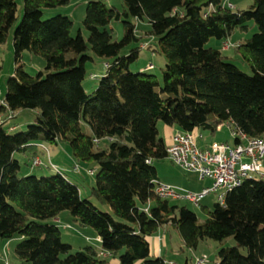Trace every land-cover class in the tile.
I'll list each match as a JSON object with an SVG mask.
<instances>
[{
    "label": "trees",
    "instance_id": "16d2710c",
    "mask_svg": "<svg viewBox=\"0 0 264 264\" xmlns=\"http://www.w3.org/2000/svg\"><path fill=\"white\" fill-rule=\"evenodd\" d=\"M69 1L22 0L15 25L17 0H0V46L15 25V68L0 99V240L23 238L14 253L24 264H108V257H117L118 264H168L164 256L151 255L149 243L159 228H168L189 249L203 239L219 242L217 264H264L262 176L244 178L202 223L186 205L155 191V162L167 157L159 122L211 135L231 122L250 137L264 134V0L236 10L227 0H121L120 8L88 0L82 20L87 40L81 30L71 35L68 15L43 18L46 9ZM144 19L149 29L137 34L132 20ZM251 20L257 31L233 46L248 63V74L206 44L247 30ZM112 21L123 24L118 40L108 30ZM141 48L165 57L161 82L147 65L133 68ZM24 51L43 58L44 69L28 73ZM89 51L106 61L91 93L83 86ZM27 109L36 113L25 130L7 124L10 112ZM60 141L70 148L74 170L79 164L89 166L88 174L92 170L87 196L66 171L36 175L24 168L37 166L36 146ZM27 153L32 162L21 163L17 155ZM63 210L95 231L99 249L73 251L62 241L58 226L46 220ZM184 264L192 263L186 257Z\"/></svg>",
    "mask_w": 264,
    "mask_h": 264
},
{
    "label": "rangeland",
    "instance_id": "374dc122",
    "mask_svg": "<svg viewBox=\"0 0 264 264\" xmlns=\"http://www.w3.org/2000/svg\"><path fill=\"white\" fill-rule=\"evenodd\" d=\"M104 2L109 6L113 5L119 8L122 4L121 0H104ZM228 2L232 3L234 8L247 9L252 4L253 0H228L226 1L227 5ZM85 6L86 3L84 0H70L65 6L46 9L43 18H47L58 13L66 14L72 20L71 35L74 36L78 30H81L84 39L87 40L88 32L82 24V20L85 15ZM21 17L22 0H17V21L15 25L20 22ZM132 21L136 24L137 34L143 35L149 29V24L145 19ZM15 25L9 30L7 41L0 46V99H3L6 93V80L10 75H12L15 68L14 48L12 44ZM108 30L110 31L112 38L118 40L123 35V24L120 21H112L108 26ZM256 31L257 24L251 20L248 22L247 30L239 28L235 29L234 33L228 38V42L235 44V42L239 40V37L246 39ZM220 45V40L214 38L210 39L206 44L207 47H220ZM233 46H231L229 50L227 49L228 51L223 52V54L227 56L229 54V60L244 72L249 74L251 70L248 63L244 62L240 54L235 52ZM89 54L91 55L92 60L85 63V78L83 80V86L87 93H91L96 88L99 78L106 72L105 59L93 54L90 51ZM22 61L24 69L30 74H34L38 70H43L45 66L43 58L36 56L29 51L23 52ZM165 62V57L163 55L151 53L148 48H141L139 58L133 68L144 70L146 65L152 64V69L148 71L154 74L161 82ZM35 113V110H20L18 113H14L13 116L7 120V124H15L17 125V130H25L28 124L34 122ZM15 115L17 116L14 117ZM158 124L160 127L162 123L159 122ZM222 133L225 134L219 135L217 132L216 135L213 134L215 136H210L211 134L207 131L202 132L203 138L198 140V145L202 147V140L207 141L213 137L217 140H221L226 137L228 143H233V138L229 129L224 128ZM44 147L45 149L41 146H36L35 149L41 163L37 166L31 165L32 167L25 166L24 168L27 169L26 171L32 172L36 175H49L54 173L56 170L66 171L68 172L69 177L77 183L82 196H87L90 187L94 184V175L87 173L89 166L79 164L78 169L74 170L75 161L71 156L68 144L65 142L60 141L57 144H45ZM17 157L21 163L24 161H27L28 163L32 162L30 153L25 155L19 154ZM155 166L157 176L160 178V182L162 183L191 191H196L202 187L210 185V182L208 181L199 180L196 174L183 170L179 165L173 163L168 157L156 161ZM217 196L218 192H211L202 199L200 206H194L190 203L181 201H171V203L186 205L196 214L198 221L202 223L207 217V211L212 210L214 203L217 202ZM92 202L95 203L101 210L111 212L109 206L100 205L94 200H92ZM46 222H50L58 226L62 241L69 243L72 246L73 251L80 250L86 245H91L97 249L100 248V243L97 240L95 231L90 227L80 226L67 210L61 211L55 218L47 219ZM22 239L23 238H12L9 240H0V264H4V262H8L10 264H24L14 253L15 245ZM226 241L228 245L233 244V239L231 237ZM149 243L151 255H162L167 262H171L172 264H184L186 257L193 264V260L203 254L208 256V260L212 263L216 260V252L219 246V242L215 240L203 239L199 241L196 249L186 248L176 232L168 228H159L157 232L149 237ZM165 243L167 245H165ZM180 248L183 249L180 250ZM113 259H117V257H108L109 262Z\"/></svg>",
    "mask_w": 264,
    "mask_h": 264
},
{
    "label": "built area",
    "instance_id": "2783aa9c",
    "mask_svg": "<svg viewBox=\"0 0 264 264\" xmlns=\"http://www.w3.org/2000/svg\"><path fill=\"white\" fill-rule=\"evenodd\" d=\"M87 1L84 0V2ZM228 6L232 8L230 2H228ZM231 46H233L232 43L224 41L221 49L227 50ZM146 67L152 68V64H148ZM10 114L14 113L10 112ZM0 122H2L1 114ZM226 124L236 143L212 141L210 144L200 147L198 140L203 138L201 132L198 130H175L171 136V142L166 145L167 157L186 172L196 174L199 180H209L210 185L202 187L200 190L191 191L156 182L155 191L159 197L199 206L202 199L208 194L218 192L217 202L223 205L226 193L238 186L244 178L251 175L263 176L264 138L261 136L250 137L244 132L234 129L231 122H226ZM34 163L38 165L40 160L35 159ZM89 173L91 174L92 170H89ZM101 255L106 256L104 253ZM4 264L10 263L5 262ZM193 264H217V262L215 260L211 263L208 256L203 254L196 257Z\"/></svg>",
    "mask_w": 264,
    "mask_h": 264
},
{
    "label": "crops",
    "instance_id": "0c3cea01",
    "mask_svg": "<svg viewBox=\"0 0 264 264\" xmlns=\"http://www.w3.org/2000/svg\"><path fill=\"white\" fill-rule=\"evenodd\" d=\"M231 5H232V3H231ZM232 9H237V8H234V6L232 5ZM239 40H237L236 42H235V44H232V45H236V44H238V43H240V42H242V40L244 41L245 39H243L242 37H239L238 38ZM247 39V38H246ZM228 40L229 39H227V40H225V41H227L228 42ZM221 42V44L224 42V41H220ZM216 48H219L221 51H222V53L223 52H226V51H228V50H222L221 49V45H220V47H216ZM227 56V55H226ZM228 57H230V55L228 54ZM158 128H159V132H160V135H161V137L164 139V142H165V145H168L170 142H171V136L173 135V133L175 132V128L174 127H172V126H169V125H165V124H161L160 125V127H159V124H158ZM224 128H227L228 129V127H227V124L226 123H223V124H221L219 127H217V130H216V132L214 133L215 135H216V133L218 132L219 133V135H224L225 133H222V131H223V129ZM228 131V130H227ZM229 134V133H228ZM203 135V134H202ZM215 135H210V136H215ZM262 137L264 138V134L262 135ZM223 139H225V140H223ZM223 139H219V140H217V139H215L214 137L213 138H210L209 140H207V141H204V140H202L201 141V146H205V145H208V144H210L212 141H225V142H227L228 140H227V138L226 137H224ZM262 173H263V178H264V159H263V164H262ZM159 178V177H158ZM159 180H160V178H159ZM161 181V180H160ZM206 181H208V182H210L209 180H206ZM201 189V188H200ZM199 189V190H200ZM98 240V239H97ZM165 245H167L166 243H165ZM104 256V255H103ZM106 257V256H105ZM114 258V257H113ZM118 259H113L111 262H109L108 261V264H118Z\"/></svg>",
    "mask_w": 264,
    "mask_h": 264
},
{
    "label": "bare ground",
    "instance_id": "6f19581e",
    "mask_svg": "<svg viewBox=\"0 0 264 264\" xmlns=\"http://www.w3.org/2000/svg\"><path fill=\"white\" fill-rule=\"evenodd\" d=\"M211 257H213V256H211ZM2 261V260H1ZM3 262V261H2Z\"/></svg>",
    "mask_w": 264,
    "mask_h": 264
}]
</instances>
